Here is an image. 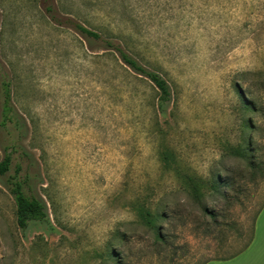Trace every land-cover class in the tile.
<instances>
[{
    "label": "rangeland",
    "instance_id": "rangeland-1",
    "mask_svg": "<svg viewBox=\"0 0 264 264\" xmlns=\"http://www.w3.org/2000/svg\"><path fill=\"white\" fill-rule=\"evenodd\" d=\"M71 21L123 38L168 82L166 112ZM3 80L48 220L19 228L0 177V264H196L251 234L264 179L241 176L249 143L264 160V0H0V100ZM12 138L0 128V161Z\"/></svg>",
    "mask_w": 264,
    "mask_h": 264
},
{
    "label": "trees",
    "instance_id": "trees-1",
    "mask_svg": "<svg viewBox=\"0 0 264 264\" xmlns=\"http://www.w3.org/2000/svg\"><path fill=\"white\" fill-rule=\"evenodd\" d=\"M57 22L61 23L60 20ZM73 29L93 40H99L110 51H112L121 63L132 73L136 74L139 78L148 81L156 90L157 96L155 98V112L158 114H164L167 110L168 104L172 101V91L168 82L155 70H152L143 65L138 59H136L127 42L120 37L114 35L109 38L102 37L99 33L85 28L82 24L71 21ZM1 89L3 91V97L0 100V128L5 129L13 134L12 142L4 147V155L0 161V177H5V185L10 195L13 198L15 205V219L19 228L24 229L30 222H46L48 220L46 203L38 198L32 190V182L35 175L29 172L31 163L30 154L21 145L23 139L26 136L27 127L23 118L13 109L10 94V82L8 80L1 81ZM246 105V102H244ZM248 106L249 110L254 111L253 106ZM251 145V148H250ZM259 151L257 148H253L249 143L250 156L246 157L247 169L241 178L255 183L261 182L264 179V160L259 154L255 152ZM16 155V156H15ZM17 159V160H16ZM28 162V164L26 163ZM26 163V166L23 165ZM226 186H234L237 182L227 180L223 182ZM264 205L262 203L261 207ZM261 207L257 210L255 217L260 212ZM203 217L216 222V214L213 211L208 210L205 206L202 207ZM148 220V228L153 232L155 237V245H165L166 235L163 232L162 226L157 224L159 220H163L165 215L153 214ZM254 235V227L251 234L244 240L242 246L235 252L227 255H221L216 253L213 256H206L196 264H206L212 260H229L243 252L251 243ZM243 236L241 233L239 237ZM113 254L109 253V256Z\"/></svg>",
    "mask_w": 264,
    "mask_h": 264
},
{
    "label": "crops",
    "instance_id": "crops-1",
    "mask_svg": "<svg viewBox=\"0 0 264 264\" xmlns=\"http://www.w3.org/2000/svg\"><path fill=\"white\" fill-rule=\"evenodd\" d=\"M260 215L264 217V208ZM258 218L255 222L253 239L243 252L229 260H212L206 264H264V218L260 226L257 223ZM258 228L259 235L257 234Z\"/></svg>",
    "mask_w": 264,
    "mask_h": 264
}]
</instances>
